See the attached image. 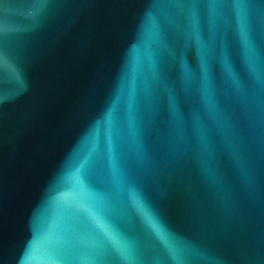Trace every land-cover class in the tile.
Returning a JSON list of instances; mask_svg holds the SVG:
<instances>
[{
    "label": "water",
    "instance_id": "water-1",
    "mask_svg": "<svg viewBox=\"0 0 264 264\" xmlns=\"http://www.w3.org/2000/svg\"><path fill=\"white\" fill-rule=\"evenodd\" d=\"M202 17L219 123L178 0H0V264H71L60 257L100 206L143 264L264 261V96L235 11L221 10L219 36ZM247 31L264 72V0Z\"/></svg>",
    "mask_w": 264,
    "mask_h": 264
},
{
    "label": "snow or ice",
    "instance_id": "snow-or-ice-1",
    "mask_svg": "<svg viewBox=\"0 0 264 264\" xmlns=\"http://www.w3.org/2000/svg\"><path fill=\"white\" fill-rule=\"evenodd\" d=\"M179 5L186 13L189 28V38L196 41L201 61L202 78L200 81V91L202 92L207 108L210 112L219 116L214 99V92L209 78V59L212 52L208 49V44L201 39V31L204 18L202 17V9H206L207 23L209 30L213 35L219 36L217 31V23L220 19L222 9L231 7L235 11L237 21L239 23L241 39L246 46V56L249 66L253 73L256 74L255 90L261 96H264V72L257 71V54L249 44L247 22L251 0H178ZM3 29H0L2 33ZM2 43V41H0ZM226 68L227 61L225 62ZM230 70V68H229ZM194 77L190 71H185V88L190 89L193 84ZM233 87L239 90L241 88L239 80L233 78ZM169 109L172 114V136L176 141L183 140L185 134L186 123L184 117L176 108L175 98L169 94ZM193 125L199 133V142L202 148L211 153L210 130H206L200 125L198 115L193 116ZM139 204L148 215H151V209L148 207L143 197H138ZM163 235V228L154 225ZM86 229L88 236L80 242L73 244L72 247L60 257L62 261H70L71 264H143L140 259L139 251L135 242L129 239L116 225L113 219L103 207H94L86 221ZM106 248L113 249L119 256V261H108L104 259ZM21 264H35V261H21ZM264 264V261L261 262Z\"/></svg>",
    "mask_w": 264,
    "mask_h": 264
}]
</instances>
